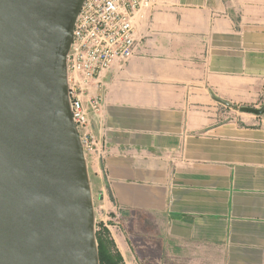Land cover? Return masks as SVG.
Listing matches in <instances>:
<instances>
[{"label":"crops","instance_id":"obj_1","mask_svg":"<svg viewBox=\"0 0 264 264\" xmlns=\"http://www.w3.org/2000/svg\"><path fill=\"white\" fill-rule=\"evenodd\" d=\"M133 24L88 167L124 264H264V115L240 111L264 105V0H144Z\"/></svg>","mask_w":264,"mask_h":264},{"label":"water","instance_id":"obj_2","mask_svg":"<svg viewBox=\"0 0 264 264\" xmlns=\"http://www.w3.org/2000/svg\"><path fill=\"white\" fill-rule=\"evenodd\" d=\"M84 2L0 0V264H100L68 90Z\"/></svg>","mask_w":264,"mask_h":264},{"label":"built area","instance_id":"obj_3","mask_svg":"<svg viewBox=\"0 0 264 264\" xmlns=\"http://www.w3.org/2000/svg\"><path fill=\"white\" fill-rule=\"evenodd\" d=\"M144 0H85L67 56L68 90L74 124L87 157L98 153L93 119L105 94L99 79L115 66L125 68L140 48L133 20ZM116 220H121L117 213Z\"/></svg>","mask_w":264,"mask_h":264},{"label":"trees","instance_id":"obj_4","mask_svg":"<svg viewBox=\"0 0 264 264\" xmlns=\"http://www.w3.org/2000/svg\"><path fill=\"white\" fill-rule=\"evenodd\" d=\"M100 264H124L110 231L102 224L96 231Z\"/></svg>","mask_w":264,"mask_h":264},{"label":"rangeland","instance_id":"obj_5","mask_svg":"<svg viewBox=\"0 0 264 264\" xmlns=\"http://www.w3.org/2000/svg\"><path fill=\"white\" fill-rule=\"evenodd\" d=\"M231 111H229L230 113ZM87 162H88V167L90 168L92 166V155L91 153L87 154ZM92 184L94 183V179L90 177ZM93 201H94V211H95V226H96V231L99 229V225L102 224L104 227H106V223L112 222L115 226L116 223L119 224L120 220H116L115 218H108V214L110 213L109 210H106L104 207L102 208L103 204L101 202V199L97 193V191H94L93 193ZM108 218V219H107ZM106 219V220H105ZM104 220L106 222H104ZM107 228V227H106Z\"/></svg>","mask_w":264,"mask_h":264}]
</instances>
